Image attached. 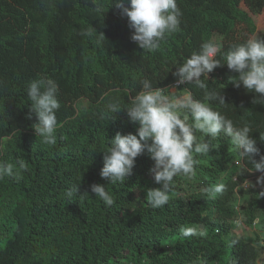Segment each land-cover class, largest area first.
Returning <instances> with one entry per match:
<instances>
[{"label":"trees","instance_id":"obj_1","mask_svg":"<svg viewBox=\"0 0 264 264\" xmlns=\"http://www.w3.org/2000/svg\"><path fill=\"white\" fill-rule=\"evenodd\" d=\"M111 3L0 0V161L19 172V178L0 179V264H257L264 185L244 186L243 170L250 165L233 163L235 150L223 133L207 138L218 147L195 155L191 178L174 177L162 208L146 199L148 188L160 186L149 172L154 162L146 152L135 158L124 183H107L99 172L110 139L117 132L135 134L139 127L125 107L141 82L167 91L177 80L176 67L202 43L213 41L226 52L253 35L264 37L257 24L264 21V0H177L180 26L151 52L131 40L127 16ZM89 28H94L91 36L85 34ZM232 75L237 73L226 64L208 74V88H222L226 102L213 101L212 107L238 126L250 125L264 153V105L253 104L254 93L229 82ZM40 78L59 86L55 145L36 137L35 113L29 118L27 84ZM175 89L204 97L193 84ZM116 102L122 109L112 113L107 105ZM79 183L80 195L69 200L67 189ZM93 183L106 184L115 198L111 207L91 192ZM218 183L225 185L222 193L206 192ZM237 193L244 202L236 209ZM237 216L245 227L262 224L252 230L251 240L233 232ZM181 226H196L206 235L184 237Z\"/></svg>","mask_w":264,"mask_h":264},{"label":"clouds","instance_id":"obj_2","mask_svg":"<svg viewBox=\"0 0 264 264\" xmlns=\"http://www.w3.org/2000/svg\"><path fill=\"white\" fill-rule=\"evenodd\" d=\"M112 4L120 9L121 15L127 16L129 27L133 30L131 40L140 49L149 52L160 47L166 34L178 30L183 15L177 0H112ZM97 11L101 9L98 7ZM93 31L94 28H89L85 34L91 36ZM222 64L237 73L228 77L229 82L237 88L242 85L247 92L254 93L253 104L264 105V37L253 35L231 45L226 52H221L217 43L206 41L199 51L184 59L173 72L178 85L193 84L204 90L203 99L194 98L188 90L181 94H165L144 79L141 90L125 107L129 119L139 127L135 134L117 132L110 139L109 146L103 151L104 164L99 172L100 177L107 183H124L132 173L135 158L146 152L154 162L149 172L155 183L160 185L148 188L146 199L151 207L162 208L170 200L174 177L184 175L191 178L197 163L195 155L208 154L218 147L210 144L207 138L215 139L223 133L230 138L241 157L237 164L246 161L250 167L245 166L243 171L260 172L262 176L258 177V182L264 181V153L250 135L253 131L251 126L246 123L238 126L212 107L213 101L226 104L222 88L210 90L206 83L208 74ZM58 92L59 86L51 78L34 79L26 88L27 98L31 101L29 118L31 113H35L37 119L32 125L35 135L48 145L56 144V131L61 126L56 115L61 107ZM107 107L112 113L122 109L118 102L110 103ZM260 140L264 141V133H260ZM257 156L259 159H256ZM18 163L20 169L26 167L23 161ZM5 176L19 178V172L13 163L0 161V179ZM79 185L67 189L65 195L69 200L80 195ZM105 185L93 183L90 189L105 206L111 207L115 198ZM224 190L225 185L218 183L206 189V192L215 196ZM240 217L235 219L237 225L242 224ZM180 233L184 237L206 235L196 226H181ZM198 264L207 262L199 260Z\"/></svg>","mask_w":264,"mask_h":264},{"label":"rangeland","instance_id":"obj_3","mask_svg":"<svg viewBox=\"0 0 264 264\" xmlns=\"http://www.w3.org/2000/svg\"><path fill=\"white\" fill-rule=\"evenodd\" d=\"M257 24H258V29H264V21L262 22L261 18L258 19V23ZM172 92H174L175 94H181L183 92V90L177 91V89H175L174 87H170V88H168L167 91H164V93L168 94V95H171ZM236 158L237 157H235L233 159V161L237 165L236 162L238 161V159H236ZM245 174L247 176V181L245 182V185L255 184V183L261 185V187L264 185V183L262 181L258 182V177H261L259 173L246 172ZM243 202H244L243 196L241 194L237 193L236 196H235V200L233 202V205L237 209V207H239V204L243 203ZM244 225H246V224H240V225H237V227H238V229H239V231H240V233H241L243 238H245L247 240H251L252 239V230H254V227H252V226H251L252 228L251 227H245ZM258 225H262V224L261 223L255 224V229L258 228ZM246 226H248V225H246ZM263 240H264V237H263ZM258 263L259 264H264V254L262 255V257H260Z\"/></svg>","mask_w":264,"mask_h":264},{"label":"bare ground","instance_id":"obj_4","mask_svg":"<svg viewBox=\"0 0 264 264\" xmlns=\"http://www.w3.org/2000/svg\"><path fill=\"white\" fill-rule=\"evenodd\" d=\"M176 86H178V84H177L176 81H175V82L172 84L171 87H174V88H175ZM224 141H225V143H226L228 146L231 145V147L235 150L234 146L231 144V141H230V138H229V137H228L227 139H225ZM235 157H237L236 159H238V160L241 159V158H239V153H238L237 150H235V153H234V158H235ZM234 158H233V159H234ZM233 163L235 164L234 161H233ZM236 163H237V162H236ZM237 165H239V164H237ZM247 172H248V171H247ZM243 184H244V186H248V185H245V182H244ZM240 218H241V217H240ZM240 218H239V219H240ZM252 227H254V230H256V229H255V223L252 224ZM252 227H251V228H252ZM237 229H238V227H237ZM237 229H236V231H235V228H234V229H233V232L236 233L237 235H239V236L242 237V235H241L239 229H238V230H237ZM217 231H218V230L216 229L215 232H217ZM242 238H243V237H242ZM260 242H261V244H262V246H263V249H262V251H261V253H260V255H259V258L257 259V264H259L258 261H259L260 257H262V255L264 254V240H263V237H262V239H261Z\"/></svg>","mask_w":264,"mask_h":264}]
</instances>
